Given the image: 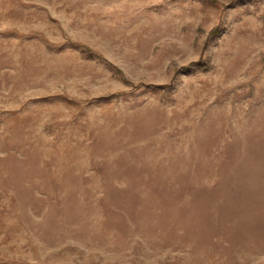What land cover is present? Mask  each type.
I'll list each match as a JSON object with an SVG mask.
<instances>
[{
	"label": "rangeland",
	"instance_id": "obj_1",
	"mask_svg": "<svg viewBox=\"0 0 264 264\" xmlns=\"http://www.w3.org/2000/svg\"><path fill=\"white\" fill-rule=\"evenodd\" d=\"M0 264H264V0H0Z\"/></svg>",
	"mask_w": 264,
	"mask_h": 264
}]
</instances>
